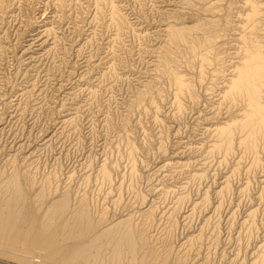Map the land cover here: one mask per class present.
<instances>
[{"label": "rangeland", "instance_id": "rangeland-1", "mask_svg": "<svg viewBox=\"0 0 264 264\" xmlns=\"http://www.w3.org/2000/svg\"><path fill=\"white\" fill-rule=\"evenodd\" d=\"M245 1L0 0V9L13 3L8 15L0 11V181L12 172L26 178L22 181L24 217L37 211L41 216L65 192L73 207L86 199L94 222L104 219L103 228L131 214H137L135 222L143 224L138 217L142 219L140 214L153 204L159 212L158 227L149 233L148 250L139 247L143 250L137 251L139 259L148 257L152 264H252L253 256L264 253V153L256 165L254 157L239 150L226 158L224 153L209 152L215 144L213 126L215 131L226 122L227 115L225 111L220 115L216 102L224 90L221 86L225 87L223 80L231 77V62H236L229 56L236 53L233 43L246 12ZM257 1L264 12V0ZM113 8L121 27L112 19ZM226 18H230L229 27ZM198 22L217 24L219 32L224 28L219 46L221 51L226 46L229 53L222 65L226 71L216 74L223 75L219 80L211 68L207 74L212 77L206 75L208 81L197 82L199 62L190 59L187 51H174L177 57L172 55L175 61L169 68L194 85L195 97L203 98H198L200 103L195 97L193 101L190 96L183 98L185 110L179 116L173 81L161 71L169 48L167 26L189 28ZM48 29L51 34L45 33ZM211 80L222 84L211 88ZM201 87L210 89H205L207 96ZM216 88L215 97L209 95ZM147 89L149 95L141 98ZM214 114L219 116L215 119ZM180 163L193 166L185 167L184 174ZM102 165L108 166L109 182L101 178ZM186 168L192 170L187 173ZM190 174L203 175V181L193 182ZM226 185L230 192L221 196ZM44 189L47 196L40 201ZM180 197L186 201L178 207ZM251 212L256 213L257 226L248 235L243 223ZM17 222L10 239L8 234L0 239V264H64L49 246L34 248L29 237L17 240L15 230L26 227L27 221ZM200 235L192 247L184 244Z\"/></svg>", "mask_w": 264, "mask_h": 264}, {"label": "bare ground", "instance_id": "bare-ground-1", "mask_svg": "<svg viewBox=\"0 0 264 264\" xmlns=\"http://www.w3.org/2000/svg\"><path fill=\"white\" fill-rule=\"evenodd\" d=\"M104 2H105V0H97L98 4H101ZM12 4L13 3H11L10 5H7V6L0 9V11L2 12V14L4 16L8 15V13L11 11L10 8L12 7L11 6ZM217 5H219V4H217ZM244 6L246 8L245 9L246 12L244 13V15H242V13L240 12L242 15L240 17L241 18L240 26H239V24H235V25L239 26V29L236 28L239 31V33L237 34L238 37H236V43H233L236 47V50H235L236 53L234 52L233 54H235V55H231V57L229 56V60H232V61L236 60V62L229 61V62H231V65H232V66H230L231 70H229L230 67L228 65V67H229L228 71H230L229 73H231V75L229 74V76H231V77H230V79H227V80L224 79L225 81L223 80V86H225V87L222 88V86H221L220 90H222V89H224V90H223L222 94L219 93V94H221V96H220L221 101L218 102L219 98H220L219 97L217 102H216L217 104L219 103L218 107L220 108V115L224 111L226 112V113L225 112L223 113V114L227 115V117H225L226 122L223 120L224 123L222 122L223 123L222 124L218 121L220 119V117H219V119L217 118L218 120H216V121H218V123H220V126L217 124L218 125V127H217L215 124V127H217L215 129V131H213L214 126L212 125L213 129L212 130L210 129V130L212 131V133L215 137L213 140V141H215V144L211 145V146H213V148H210L209 152H212L216 155H220V154H217L216 152L224 153V157L226 158L228 156H231L232 154H234V155L239 154V153H236V150H239V152L241 151V153L244 156L245 155H251L252 157H254L256 160V165H257V163H259V160H258L259 154L264 153V20H263L264 12L262 10L263 4L261 2H258L257 0H246L244 2ZM198 7L199 6H197V8ZM211 12H213V11H211ZM117 14L118 13L113 8L112 19H113V21H115L117 23V26H118L119 25L118 21L120 18H119V15H118V18H116ZM207 17H209V16H207ZM226 17H228V16H226ZM13 18H14V15H13ZM230 18H226V20H227L226 26H228L230 24L229 23ZM16 19H17V17H16ZM209 20H210V18H209ZM13 21H14V19H13ZM237 22H238V20H237ZM232 23H234V22H232ZM207 25H204V23L202 24V23L198 22L196 26L190 27L191 26L190 25L189 28L184 27L183 25H182L183 27H180L178 25L175 26V24H171V25L167 26V27H169V40H168L169 48H167L164 52V62L165 63L162 65L161 71H162V73L168 75L169 78L173 81L172 83L174 84V86L171 82L170 83L172 84L173 87H175V90H176V93L174 94L176 96V98H174L175 100L174 99L173 100L175 101L174 103L176 104V109H177L176 112H178L177 114L179 116H181L185 110L184 109V103H183L182 99L183 98L186 99L187 98L186 96H190L191 98L190 97H188V98H190L192 100L195 97L194 94H197V93H194L195 92L194 91V89H195L194 85H192L188 79L186 80L185 77L180 72H177L174 69L169 68V65L170 64L172 65V63L175 61L174 58L177 57V56H175V54L177 52L182 51V53H183V51H185V52L187 51V53L191 55L190 59H193V61H195V62L197 61V63L199 62L198 65L200 68H199V70L198 69L197 70L200 71L199 72L200 77H198L200 79L197 82H200V80L208 81L210 78L208 77V80H207L206 75H208L207 71H209L211 68H213V70H211L212 72L213 71H214V73L216 72L215 76L217 73L219 75H220V72L223 73L222 65L225 64L224 57L226 58V60L228 59V57L225 56V55L229 54L227 52V50L224 49L226 46H224L223 51H221L222 47L219 46V43L222 42L221 41V38L223 37L222 30L224 28H222L221 31L219 32L218 28L216 27V26H218L217 24H211L210 23L209 26H207ZM232 25H234V24H232ZM232 27H234V26H232ZM236 29H234V30H236ZM45 33L51 34V30L48 29L45 31ZM230 35L228 37H230ZM225 37H227L226 34H224V38ZM228 40H230V38ZM231 42H234V41L231 40ZM236 44H237V46H236ZM227 49L230 50L231 48L228 47ZM160 53H162V52H160ZM231 53H232V51H231ZM172 55H174L175 57L173 58ZM185 62H187V61H185ZM228 64H230V63H228ZM193 65H192V67L195 68V66H193ZM178 66H181V65H178ZM224 67H223L224 69L227 68L226 66H224ZM187 70H188V68H187ZM225 71L223 74H225ZM227 72H226V75H227ZM214 73H212V75ZM168 76H166V79ZM208 76H211V75H208ZM215 76H214V79L215 78L219 79V77L221 75L216 76V77ZM204 77H206V79H204ZM222 78H223V75H222ZM222 78L220 77V79H222ZM164 81H166V80H164ZM211 81H212V83L210 82L211 86L212 85L217 86L218 83L220 82L219 81L217 84L216 83L213 84V80H211ZM214 81H218V80L216 79ZM193 82H194V80H193ZM203 82H204L203 84L205 86V81H203ZM207 83L209 84V82H207ZM219 84H222V83L220 82ZM201 86L203 87L202 84H201ZM213 86L211 88H213ZM208 87H210V85ZM208 87L202 88V90L204 89L203 94H205L208 91L207 90V89H209ZM205 89L207 91H205ZM216 90H217V88L215 90H212L209 95H211V93L216 91ZM149 91H150L149 89L143 91L141 93L140 97L145 98L147 95H149V93H150ZM174 92L175 91H173V93ZM218 92H219V90H218ZM214 94L215 93H212V95H214ZM197 96L193 100L195 101V99H197L196 101L198 103L202 102V101L198 100V98H202V97H199V96L197 97ZM204 96H207V95L205 94ZM214 97H215V95H214ZM190 99H188V100H190ZM155 100H153V101H155ZM206 100H208V97ZM152 103L155 104V102H152ZM157 103H159V101ZM218 107L216 106V108H218ZM17 109H19V108H17ZM214 115H216L215 119L217 116H219V114L218 115L214 114ZM66 124H67V122H66ZM211 124H213V121L211 122ZM212 126H211V128H212ZM207 131H209V130H207ZM213 135H211V137ZM211 143H213V142H211ZM132 152H135L133 148H132ZM209 152H208V154H209ZM212 153H210L209 156L210 155L212 156ZM129 154L131 155V158H132V154L131 153H129ZM129 154H127V155H129ZM132 159H134V158H132ZM133 161L134 160H132V162ZM202 164H205V163H202ZM179 165L182 166L183 168L179 167ZM179 165L176 166L174 164V167H177V169L179 167V169H182V172L184 171V174H185L186 173V170H184L185 167L192 165V164H189V165L186 164L185 165V164L180 163ZM166 166L167 165H165V167ZM107 167H106V165H102L101 171H99V172L101 173L100 174L102 176L101 178L103 180L109 182L111 177H110L109 170ZM163 168L160 167L159 170H161V169L164 170L165 168L164 169ZM189 169L192 170V168H189ZM189 169H187V173H188ZM155 171H157V170H155ZM178 171L179 170H177V172ZM131 172L133 175L132 177L137 176V171H136V168L133 164H132V171ZM180 172H181V170H180ZM191 172H189V173H191ZM191 176L194 179V181H193V179H191V181H193V182H195L196 180L203 181V177H204L203 175L200 176L198 174L191 175ZM23 179L25 180L26 178H23V175L21 173L12 172L4 180L0 181V193H1V196H0V239L3 240L4 238H6L7 234H8V237L11 236L12 235L11 233L13 232L12 230H14L15 225L19 224V222H17V221H20V219H25L27 221V223L25 222L27 226L26 227L23 226L22 229L19 227L20 229L18 228V230H15L16 234L14 233V236L17 238V240L22 239V237H29L28 241L30 242V244L32 246H34V248L42 249L44 247L49 246L50 250H52L53 255L58 256L60 259H62L64 264H77L78 261L79 262L82 261L84 264H152V263H149L150 260L148 261V257L146 259H143V257H141L139 259L138 258L139 256H137L139 253L137 254V251L142 252L143 251L142 248H145L146 250H148L147 244H148V241L150 239L149 233H152L151 230H152V228H154L155 225L158 227L157 223H159V222L156 223V215H158L159 212L156 211L157 210V209H155L156 206L153 207L154 206L153 204H149L152 206L151 207L148 206L150 208H148V210L145 212L143 211L144 213L140 214V217L142 219H140L138 217L139 220L143 221V224L135 222V220L137 218L136 213H135L136 217H134L135 216L134 214H133L134 215L133 216L130 213L131 215H128L129 217L125 218L124 220L121 219L120 221H117L115 223L112 222L113 224H108V226L104 225L106 227L103 228L102 223H100V222L102 221L103 223H105L104 219L101 218L102 220L101 221L99 220L100 222H98V223H100V224H98L97 221L94 222L95 220L92 219L90 216L89 206H88L86 199H81L80 201H78L79 202L78 205L73 207L71 204L70 194L68 192L67 193L65 192L59 197V199L55 200V202L52 204L53 206H50L51 208L49 207V209H47V211L44 212L41 216L40 215L38 216V213H39L38 211H37V214H31V212H29V213L27 212L28 213L27 215L30 216V218H28V217L25 218L24 215L22 214L23 207L25 205L24 199H25V194H26L25 188L23 187V182H22ZM25 181H27V180H25ZM188 182H190V181H188ZM186 184H188V183H186ZM263 184H264V182H263ZM189 185H190V183L188 184V187H189ZM186 187L187 186L185 185V187L183 188L184 190L183 189L182 190L185 191ZM45 188H46V186H45ZM41 192L42 193H40V195L38 197H39V199H41L40 201H43L44 198L47 196V194H46L47 190L44 189ZM229 192H230V187L228 185H226V187H224L223 190L220 191V195L223 196L224 194L226 195V193H229ZM263 194H264V186H263ZM166 195H167V192H166ZM204 199H203L204 203H207L208 202L207 195H206V198H204ZM184 201H186V199L184 197L178 198V203H177L178 207L181 204L183 205ZM142 202H145L144 205L147 204L146 199L143 200V198H142ZM31 211L35 212L34 210H31ZM255 212H251L248 215V217L246 216L247 221L245 223H243V225L244 224L246 225V228H247L246 234H248V235H252L251 233H253L256 230L257 225H256V221H255L256 220L255 219V216H256ZM24 213L26 214L25 211H24ZM21 214H22V216H21ZM164 215H166V214H164ZM103 216H105L104 213H103L102 217ZM157 218H159V217H157ZM186 220H188V219H186ZM20 223L24 224V222H20ZM99 225L102 227H100ZM168 227L172 228L171 225ZM169 228L167 230V234H169V232H168L170 230ZM173 229L174 228H172V230H170V231H173ZM23 233H25L26 235L25 236L21 235ZM52 235H55L57 238L54 239L52 237ZM201 236L202 235H200L199 237H195L193 239L191 238L190 241H187L184 244H188V242H189L190 243L189 245L191 246L192 244H195L196 242L200 241ZM9 239H10V237H9ZM187 240H189V239H187ZM30 244H28V245H30ZM184 244H182V245L184 246ZM140 246L142 247L141 249L139 248ZM262 246L263 245H260V248H263ZM165 247H166V245H165ZM183 248H187V247H183ZM145 249H144V252H145ZM253 258H254V260H253L252 264H264V253L263 252L257 253L255 255V257L253 256ZM155 260L158 261L157 258L154 259V261ZM155 263H158V262H155ZM155 263H153V264H155ZM164 263L162 262L161 264H164Z\"/></svg>", "mask_w": 264, "mask_h": 264}]
</instances>
